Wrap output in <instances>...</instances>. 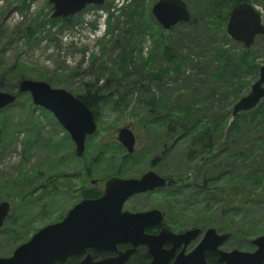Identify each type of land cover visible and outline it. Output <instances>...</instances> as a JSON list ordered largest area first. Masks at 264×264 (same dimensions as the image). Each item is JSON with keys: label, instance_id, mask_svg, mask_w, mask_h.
<instances>
[{"label": "rangeland", "instance_id": "1", "mask_svg": "<svg viewBox=\"0 0 264 264\" xmlns=\"http://www.w3.org/2000/svg\"><path fill=\"white\" fill-rule=\"evenodd\" d=\"M156 1L104 0L103 5L88 6L65 20L50 18L49 0H0L1 92L16 93V76H22L75 97L91 85L107 96L94 109L96 131L86 138L82 157L75 155L66 131L49 112L35 107L29 94L18 95L14 104L0 111V202L10 204L0 229V257L10 256L40 228L59 222L80 202L84 190H102L110 177L132 179L148 170L182 181L171 189L166 203L162 196H138L126 203V210L157 206L173 233L190 228L229 233L230 239L222 247L227 252H251V240L264 235V191L256 193L253 205L232 212L213 203L200 189L204 176L223 175L218 186L247 178L241 163L228 168L218 162L227 154V145L260 137L252 129V119L234 124L235 117H231L233 105L249 92L258 70L248 87L251 71L241 63L235 76L214 78L213 85L212 69L200 67L204 45L209 61L210 51L218 44L233 52L242 45L227 35L228 44L223 45L220 38L204 34L200 25L181 24L164 32L150 14ZM183 1L191 17L209 12L204 4L199 8L190 0ZM262 1L248 3L261 13L264 25ZM165 43L173 47L178 72L158 73L170 67L162 56ZM249 50L254 63L264 65V37H257ZM122 51L141 73H133L131 68L127 83L124 79L106 84L108 68ZM187 78L192 79L188 82ZM111 93L115 99H109ZM187 99L201 101V105L186 110ZM199 108L201 116L194 113ZM185 114L190 115L187 123L181 121ZM128 125L136 129L133 156H127L116 142L117 130ZM208 138L212 148L203 155L202 144ZM210 162H217L218 167L210 169ZM41 185L45 188L37 189L31 202L21 199Z\"/></svg>", "mask_w": 264, "mask_h": 264}, {"label": "water", "instance_id": "2", "mask_svg": "<svg viewBox=\"0 0 264 264\" xmlns=\"http://www.w3.org/2000/svg\"><path fill=\"white\" fill-rule=\"evenodd\" d=\"M104 0H49L52 5L51 19L73 17L88 6L99 7ZM150 14L164 32L181 24H188L190 11L183 0H157ZM226 35L234 42L249 49L257 37H264L261 13L250 3L236 4L228 14ZM27 93L35 107L49 112L57 124L69 135L75 155L82 157L85 140L96 131L91 110L81 99L62 89H53L48 84L23 79L16 93L0 91V111L11 106L18 95ZM264 100V65L258 69L257 79L249 92L233 105L231 117L255 109ZM118 142L127 153H133L135 140L132 133L123 127L118 133ZM174 183L171 178H161L149 171L141 179L111 178L104 184L103 195L96 199H83L67 211L56 223L37 230L29 239L19 244L8 257H0V264H56L69 258L84 255L79 264H125L135 250L142 246L151 258L149 264H166L176 249H183L172 264H206L205 254L217 257L219 264H264V235L251 240V252L223 251L222 246L230 239L229 233L218 234L207 229L199 244L188 254L184 249L200 235V229L174 234L162 228L158 235L145 231L160 227L162 215L158 211L146 213L123 212L124 202L131 196L166 187ZM10 212L7 201L0 202V229ZM129 244L126 251L117 246ZM170 245V249H164ZM110 252L114 256L93 261L92 254Z\"/></svg>", "mask_w": 264, "mask_h": 264}, {"label": "trees", "instance_id": "3", "mask_svg": "<svg viewBox=\"0 0 264 264\" xmlns=\"http://www.w3.org/2000/svg\"><path fill=\"white\" fill-rule=\"evenodd\" d=\"M190 1L194 3V5L196 4V6H199V4H204V8H206L209 12H201L198 18L192 16L190 22L184 25H200V28H202V32L204 34L209 33L216 36V39L220 38L223 42V45L228 44V38L224 31V22L228 19L227 17L229 12L236 4L249 2V0H203L204 2L202 3L200 2V0ZM127 7L128 6H125L124 9ZM199 8L201 7L199 6ZM162 48V56L170 64V67L166 68V70H161L162 72L159 71L158 73L166 74L169 71L178 72L180 68L175 63L173 47L171 45L168 46L165 43ZM203 50L204 56L203 60L200 61V67L202 66L203 68L207 67L212 69L210 72V77L213 85H215L214 83H216L214 78L220 80L223 76L229 78L230 74L235 76L236 72H238V63H241L243 66L248 65L249 71H251L252 78L250 77V79L247 81L246 87H248L249 84L254 80L259 66L254 63V58L249 49L241 47L238 52H233L232 48H225V46L218 44L213 50L210 51V54H212V59L210 61L206 60V52L209 53L207 51L206 44L204 45ZM131 68L133 70V73H141L134 66V61L132 60V58H128L125 51H122L117 60L114 61L108 68V72L110 74L106 80V84H110V82L117 83L121 80L124 81V79V83H127L126 81L130 77H132V72H130ZM16 77L18 83L20 82V80L24 79L22 76ZM157 79L160 80L159 78ZM191 79L192 78H187V81L190 82ZM77 97L80 98L92 112H94V109L99 104L104 103L107 98V96L101 94L99 88L94 85H91L84 92V94L81 93V95H78ZM108 97H110L109 99H115L113 93H111ZM238 97L239 95L237 94L234 96V99L237 100ZM188 100L189 99L185 101L186 110L196 105L198 107L201 105V101L192 100L191 103ZM201 110L202 109L200 108L199 110H195V115L201 116L203 113ZM179 119L180 117L178 118V120ZM189 119L190 115L185 114L181 121L187 123ZM246 119H252L254 123L256 122L255 124L252 123L253 125L251 126L252 129L257 130V133H259L260 137L249 141H247L246 139L237 140L236 143H231L227 145V154H225L223 157L227 158L228 160L224 161V158L222 160L220 158L221 161L219 160L218 163L221 164L223 162L227 165L228 168L234 167L233 164L235 163H241L240 165H242L245 168L244 170L248 172L247 178L244 179L242 182H238V184L236 182L231 186H224L223 184L218 186L217 184H220L222 182L223 175H220L217 178H208L204 176L200 186L201 192L203 194L210 195L212 199L211 201H213V203L216 201L219 202V205L221 204L222 208L226 209V211L230 210L232 212H238L240 209L243 210L244 206L246 205H253V203L256 201V198L258 197L256 193L264 191V100H262L255 109L248 112L240 113V115L233 119V123L235 124L238 121ZM199 137H201L200 134ZM211 148L212 145L210 139L208 138V140H205V143L202 144L201 154L204 155L206 152H209ZM27 149L28 147L26 148L25 153H27ZM231 154L232 158L229 157V155ZM216 163L217 162L213 164L212 162H210L208 166L210 167V169H214L218 167ZM248 178L249 180L247 181ZM43 188H45V186L41 185L38 188H35L29 191L27 194L23 195L21 199L24 202H31L35 196L37 189L41 190ZM99 194L100 192L98 190L87 189L81 193V196L83 198L90 199L97 197ZM146 261L147 256L144 253V250L139 249L136 255L130 260L128 264H145ZM209 262L211 264H215L213 260H209ZM56 264H79V258H69L64 263Z\"/></svg>", "mask_w": 264, "mask_h": 264}, {"label": "flooded vegetation", "instance_id": "4", "mask_svg": "<svg viewBox=\"0 0 264 264\" xmlns=\"http://www.w3.org/2000/svg\"><path fill=\"white\" fill-rule=\"evenodd\" d=\"M79 99H80V98H79ZM83 103H84V102H83ZM91 112H92V111H91ZM92 113H93V112H92ZM93 116H94V114H93ZM125 127H127V129L132 133V135L134 136V140H135V142H136V129H135L134 127L130 126V125L125 126ZM122 128H123V127H122ZM120 129H121V128H119V129L117 130V132H116V142H117V144H118V145L124 150V148L121 146V144L118 142V139H117V138H118V133H119V130H120ZM69 138H70V137H69ZM70 140H71V139H70ZM134 146H135V145H134ZM124 151H125V150H124ZM125 153H126L127 156H133V155L135 154L134 151H133V153H127V152L125 151ZM149 171L155 173L157 176H159V177H161V178H171V179L174 180V183L171 184V185H168V186H166V187L156 188V189H154V190H152V191H147V192H145V193L135 194V195L129 197V198L124 202V204H123V206H122V211H123V212L125 211V212H129V213H134V214H136V213H146V212H150V211H153V210L158 211V212H160V214L162 215V223H161V226H160V227H151V228H148V229H146L145 232H146L147 234H150V235H158L162 228H167L168 230H170V231L173 233V231H172L169 227L166 226V224H165V222H164V221H165L164 212L161 211V210L159 209V207L155 206V207H152V208H150V209H148V210H144V211H128V210H126V209L124 208V206L126 205V203H127L130 199L135 198V197H138V196H148V195H157L158 197L162 196V202H163V203H166V201H168L169 198H170V192H171V189L174 188L178 183H180V182L182 181V179H175V178L170 177V176H167V175H165V174L157 173V172H155V171H153V170H148V171L144 172L143 174H141L140 176H138L137 178H132V179H141V177H142L145 173H147V172H149ZM111 178L125 179V178H121V177H110V178H108L107 180H109V179H111ZM130 179H131V178H130ZM107 180L104 182V184L107 182ZM94 183H96V181H93V184H94ZM90 189H92V188H90ZM86 190H87V189H86ZM95 190H98V191L100 192V194H99L97 197L90 198V199H96V198L101 197V196L103 195L104 185H103V189H102V190H99V189H95ZM84 191H85V190H84ZM83 199H86V198H83V197L81 196V200H83ZM81 200H80V201H81ZM192 229H199V228L185 229V230H183V231H181V232L174 233V234H181V233H183V232H185V231H187V230H192ZM200 230H201V229H200ZM206 230H207V229H206ZM206 230H204V231L201 230V233H200V235L196 238V240L191 241V243L187 245V247L184 249V253H185V254L190 253V252H191V251H192V250H193V249L199 244V242H200V240L202 239V236H203V234H204V232H205ZM222 247H223V246H222ZM129 248H130V245H129V244H123V245H119V246H117V250H118V251H122V252L128 250ZM163 248L166 249V250H168V249H170V245H164ZM139 249H143V250H144V253H145L146 256H147V261L145 262V264H149V263H150L151 258H150V256H149L148 253H147V249H146L145 247L140 246V247H138V248L135 250L134 254L130 256L129 260H128L125 264H128V263L130 262V260L136 255V253L138 252ZM182 249H183V245H181L178 249H176V251L174 252V255H172V256L170 257L169 261H168L166 264H172V262L174 261L175 257L179 254V252H180ZM221 249H222V248H221ZM88 252H89L90 254H92L93 261H98V260H102V259L110 258V257H113V256H114V254H113V253H110V252H104V253H96V252H92V251H88ZM83 257H84V255H81V256L77 257V258H79V263H80V261H81V259H82ZM72 258H73V257H72ZM209 260H213L215 264H219L218 261H217V257H216L215 255H213V254L207 252V253L205 254V261H206V264H211V263L209 262ZM65 262H66V261H65Z\"/></svg>", "mask_w": 264, "mask_h": 264}]
</instances>
